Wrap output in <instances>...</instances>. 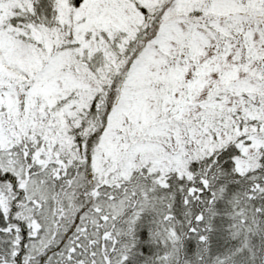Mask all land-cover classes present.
<instances>
[{"label":"snow or ice","instance_id":"obj_1","mask_svg":"<svg viewBox=\"0 0 264 264\" xmlns=\"http://www.w3.org/2000/svg\"><path fill=\"white\" fill-rule=\"evenodd\" d=\"M0 264H264V0H0Z\"/></svg>","mask_w":264,"mask_h":264}]
</instances>
